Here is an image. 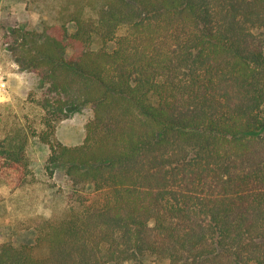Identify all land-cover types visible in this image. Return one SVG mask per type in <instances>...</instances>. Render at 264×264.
Returning <instances> with one entry per match:
<instances>
[{
    "label": "trees",
    "instance_id": "1",
    "mask_svg": "<svg viewBox=\"0 0 264 264\" xmlns=\"http://www.w3.org/2000/svg\"><path fill=\"white\" fill-rule=\"evenodd\" d=\"M30 1L53 23L0 21V45L40 118L0 116V190L35 183L33 139L73 190L0 264H264V0Z\"/></svg>",
    "mask_w": 264,
    "mask_h": 264
},
{
    "label": "rangeland",
    "instance_id": "2",
    "mask_svg": "<svg viewBox=\"0 0 264 264\" xmlns=\"http://www.w3.org/2000/svg\"><path fill=\"white\" fill-rule=\"evenodd\" d=\"M52 14L46 3L0 0V21L9 25L29 23L39 27L44 19L53 23ZM39 95L37 75L21 71L6 47L0 45V116L12 114L23 120V114H27L28 123L37 125L40 111L32 101ZM29 97L33 99L30 102ZM92 117L89 108L75 113L60 123L57 138L62 143H69L68 146L83 144L85 125ZM48 155L49 148L33 139L27 156L35 183L19 189L4 187L0 190V243H33L36 221L57 218L65 212L73 188L61 167H54L51 171L46 169Z\"/></svg>",
    "mask_w": 264,
    "mask_h": 264
},
{
    "label": "crops",
    "instance_id": "3",
    "mask_svg": "<svg viewBox=\"0 0 264 264\" xmlns=\"http://www.w3.org/2000/svg\"><path fill=\"white\" fill-rule=\"evenodd\" d=\"M65 145H69V143H64Z\"/></svg>",
    "mask_w": 264,
    "mask_h": 264
}]
</instances>
